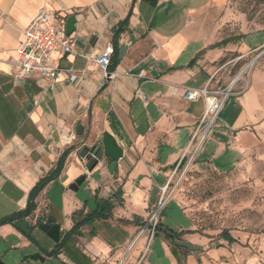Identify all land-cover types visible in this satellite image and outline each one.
Wrapping results in <instances>:
<instances>
[{
    "label": "crops",
    "instance_id": "crops-1",
    "mask_svg": "<svg viewBox=\"0 0 264 264\" xmlns=\"http://www.w3.org/2000/svg\"><path fill=\"white\" fill-rule=\"evenodd\" d=\"M212 2L0 0V219L26 208L31 189L71 147L61 173L39 195L38 207L28 218L35 223L47 213L61 233L71 230L75 212L80 218L94 210L96 195L110 197L118 188L123 190L128 176L148 171L145 154L166 128L178 131V138L185 133L181 130H189L183 155L205 110L203 98L187 101L183 89L204 86L217 70L213 61L231 44L211 48L223 39L213 40L197 19ZM41 7L62 11L66 34L74 38L79 55L54 52L53 62L59 68L54 83L40 76L16 81L12 72L18 44ZM126 18L128 26L118 39L120 62L115 78L107 81L94 59L113 44L114 30ZM141 70H145L142 76ZM70 74L77 79L72 81ZM152 122L158 126L153 138L144 128ZM105 134L115 140L123 156L114 173L106 159L89 172L80 150L101 144ZM158 161L153 158L152 164L158 166ZM83 175L86 180L72 190L71 184ZM134 214H125L116 203L114 220L97 219L82 226L58 254L51 253L56 242L38 226L28 236L32 244L24 257L19 254L22 264L24 259L28 264H129V254L145 229L150 230V214L143 226L118 221ZM7 232L10 237H5ZM22 235L26 234L13 224L0 226L2 264L19 249L20 240L26 241ZM131 241L128 255L122 256V248ZM4 248L10 250L6 255Z\"/></svg>",
    "mask_w": 264,
    "mask_h": 264
},
{
    "label": "rangeland",
    "instance_id": "rangeland-1",
    "mask_svg": "<svg viewBox=\"0 0 264 264\" xmlns=\"http://www.w3.org/2000/svg\"><path fill=\"white\" fill-rule=\"evenodd\" d=\"M198 17L213 40L242 34L212 63L213 84L237 80L202 145L193 133L180 157L190 132L178 138L166 128L145 154L149 170L125 180L123 212L158 223L145 229L129 264H264V0H213ZM156 127L144 125L151 137ZM22 236L5 264H22L32 244Z\"/></svg>",
    "mask_w": 264,
    "mask_h": 264
},
{
    "label": "built area",
    "instance_id": "built-area-1",
    "mask_svg": "<svg viewBox=\"0 0 264 264\" xmlns=\"http://www.w3.org/2000/svg\"><path fill=\"white\" fill-rule=\"evenodd\" d=\"M61 10H53L41 7L29 25L23 31V37L17 47V59L14 62L12 77L16 81H25L34 76L45 77L54 83L58 77L59 68L53 62L54 52L70 54L74 57L79 55L72 36L67 35L62 20ZM114 45L108 43L104 51L94 59L100 73L107 81L115 78V73L109 70ZM145 70L138 75L142 76ZM213 76L202 87H184L183 97L187 101H195L200 98L205 100V110L199 120L192 141L200 135L199 145H202L214 126L219 114L224 108L230 94L231 84L225 86L217 81L213 84ZM70 79L75 81L77 75L70 74ZM220 83V84H219ZM144 98L145 96L141 94ZM66 142V141H65Z\"/></svg>",
    "mask_w": 264,
    "mask_h": 264
},
{
    "label": "trees",
    "instance_id": "trees-1",
    "mask_svg": "<svg viewBox=\"0 0 264 264\" xmlns=\"http://www.w3.org/2000/svg\"><path fill=\"white\" fill-rule=\"evenodd\" d=\"M128 22H129L128 18H126L125 20L121 21L119 23L118 27L115 28V30H114V36H113L114 52H113V55L111 57V64L109 67V70L111 72H114L116 70V67L120 62L118 39H119L121 33H123L125 31V29L127 28ZM241 37H242V34L227 37V38L211 45V48L222 47V46L228 45L229 43L237 42L238 39H240ZM106 135H108V134H105V136ZM73 148L74 147H71V148L65 150L64 153L61 155L56 167L53 170H51L47 175L42 177L36 183V185L31 189V191L29 193L28 203H27L26 208L21 209L19 211H16L10 215H7V216L1 218L0 219V226L3 224L9 223V224H13L17 229L21 230L20 223L22 221L26 220L28 222V224L30 225V228L33 231L41 223L46 222L48 219H52L51 216L46 213V214H40L37 217L35 223L28 220V218L34 214V212L36 211V209L38 207L37 199H38L39 195L42 193V191L47 187V185L51 181H53L54 179H56L59 176V174L61 173V171L64 167L66 158ZM95 197H96V207L94 208V210L86 212L80 218H79V215H80L79 213H77V212L74 213V215H73V219H74L73 227L68 232L61 233L60 241H58L56 243L54 249L51 252L52 254L60 253L62 248L64 247L65 243L67 242V240L71 236H73L74 234L80 233V229L82 226L89 224V223H91L97 219L102 220V221L114 220V217H115L114 210H115L116 203L121 205V206L124 205V195H123V190L121 187L118 188L110 197H98L97 195ZM118 221H120L123 224L132 223V224L140 225V226L146 225L145 219L141 216H138V215H134L133 218H131V219L121 217V218H118ZM53 223H54V220H53ZM157 227H158V223L153 227L150 226L151 230L153 228L156 229ZM221 234L225 238L233 239V237L231 236V234L228 230L222 231ZM26 235L31 237V234H26ZM181 246L188 248L187 246H185L183 244H181Z\"/></svg>",
    "mask_w": 264,
    "mask_h": 264
},
{
    "label": "water",
    "instance_id": "water-1",
    "mask_svg": "<svg viewBox=\"0 0 264 264\" xmlns=\"http://www.w3.org/2000/svg\"><path fill=\"white\" fill-rule=\"evenodd\" d=\"M77 133L81 135L83 133L82 126L78 127ZM80 156L86 160V168L89 172L99 164L100 161L106 159L109 162V171L114 173L117 170L118 162L123 156L122 149L116 145L115 140L110 136L106 135L103 138L101 144H94L92 146H84L80 150ZM87 176L83 175L78 178L70 188L77 191L79 186L83 184ZM21 230L26 234H31L32 229L26 220L20 223ZM39 228L46 232L48 236L53 239L56 243L60 241L61 238V228L57 223H53L52 219H48L46 222L41 223ZM0 264L2 262L0 261Z\"/></svg>",
    "mask_w": 264,
    "mask_h": 264
}]
</instances>
